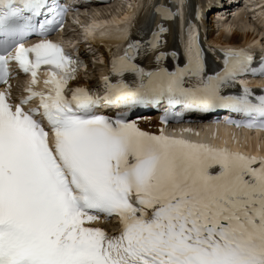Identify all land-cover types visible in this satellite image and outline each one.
<instances>
[{
    "label": "snow or ice",
    "instance_id": "1",
    "mask_svg": "<svg viewBox=\"0 0 264 264\" xmlns=\"http://www.w3.org/2000/svg\"><path fill=\"white\" fill-rule=\"evenodd\" d=\"M66 10L59 0H0V82L10 63L31 76L24 98L0 92V264H264V157L146 132L129 118L142 106L164 105L161 124L226 109L242 119L225 123L264 131V89L225 94L237 77H264V56L254 67L250 53L227 50L219 72L188 87L186 74L204 72L198 35L195 62L146 71L135 57L155 49L159 62L165 29L144 45L124 24L97 33L125 44L110 75L97 89L69 87L81 62L47 39ZM30 35L39 39L26 47ZM38 70L42 92L32 90ZM101 218L118 231L92 226Z\"/></svg>",
    "mask_w": 264,
    "mask_h": 264
},
{
    "label": "bare ground",
    "instance_id": "2",
    "mask_svg": "<svg viewBox=\"0 0 264 264\" xmlns=\"http://www.w3.org/2000/svg\"><path fill=\"white\" fill-rule=\"evenodd\" d=\"M199 3H202L203 0H197ZM252 0H245L246 3L250 2ZM257 3V2H255ZM145 6L147 7L149 2H145L144 3ZM123 6H109V7H105V8H102L100 15H107L108 16V13H112L113 14H121L122 11H123ZM112 11V12H111ZM98 12H93V14H91V16H94L92 19H96L97 16H100V15H97ZM239 14L238 12L236 13V15L233 16L232 20L224 25V24H218L219 27V32L217 33V35L212 39L213 41L215 42H222L224 41L225 43L227 44H234V43H240L242 42L241 44H244L245 42L247 41H250L251 39H253V35L251 34H246V31H255L257 32L259 30V26H256L255 28L254 27H251L249 24H247V22L245 20L242 19V15L241 18L239 19L238 18ZM259 20H261V18H259ZM137 21H142V18H137ZM111 23H114V24H120V23H129L130 22V17L129 15H125L124 17H113L110 19ZM261 23L263 24V20H261ZM174 32H175V36H176V39L178 38L179 39V43L176 42V49L179 50V46H181L182 48H184V30H183V27H182V24L180 23L179 26L178 24L176 23V26L174 28ZM223 34H226L225 37H223L222 35ZM230 34H233L231 37ZM260 34H264V29L261 30ZM110 43H119L121 44L123 41H116L114 39H109ZM166 40L167 42L165 41V49L166 47L168 46V44L171 42L172 40V35L169 33V35L166 37ZM258 42L255 43V45H257ZM166 57H167V53L165 50H163L161 52V59H160V66L163 65L166 61ZM152 62L151 61H148L147 62V65L143 68L144 70L146 71H150V67L148 66L149 64H151ZM234 137L237 136V134H233ZM261 140L262 142H256V140ZM241 140L243 143H246V144H249L252 142V140H254L255 144L257 145H264V137L262 138H259L258 136H254V137H249L246 133H243L241 135Z\"/></svg>",
    "mask_w": 264,
    "mask_h": 264
},
{
    "label": "rangeland",
    "instance_id": "3",
    "mask_svg": "<svg viewBox=\"0 0 264 264\" xmlns=\"http://www.w3.org/2000/svg\"><path fill=\"white\" fill-rule=\"evenodd\" d=\"M85 20V19H84ZM84 20H80V19H78V22H82V21H84Z\"/></svg>",
    "mask_w": 264,
    "mask_h": 264
}]
</instances>
